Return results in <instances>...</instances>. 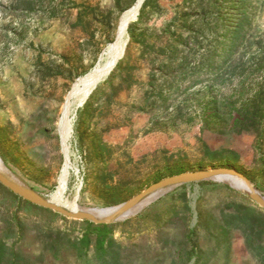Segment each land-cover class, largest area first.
I'll return each mask as SVG.
<instances>
[{
  "label": "rangeland",
  "instance_id": "374dc122",
  "mask_svg": "<svg viewBox=\"0 0 264 264\" xmlns=\"http://www.w3.org/2000/svg\"><path fill=\"white\" fill-rule=\"evenodd\" d=\"M136 1L0 0V156L48 198L66 160L62 107ZM128 35L110 76L69 117L62 199L115 207L166 177L219 167L264 196V0H144ZM235 109L252 116L233 128ZM205 181L218 184L180 185L105 223L103 258L77 248L88 220L0 187V239L21 253L17 264H264V208L226 180Z\"/></svg>",
  "mask_w": 264,
  "mask_h": 264
},
{
  "label": "bare ground",
  "instance_id": "6f19581e",
  "mask_svg": "<svg viewBox=\"0 0 264 264\" xmlns=\"http://www.w3.org/2000/svg\"><path fill=\"white\" fill-rule=\"evenodd\" d=\"M144 0H137L136 3L126 10L120 19L119 28H118V38L116 42L112 44V52L110 55H103L100 59L99 65L85 78H83L80 82H78L69 93L63 107H62V117L59 121V131L61 134L62 142H63V150L65 154V164L62 168L59 186L56 192L55 197L52 199L54 202L64 206L65 208L71 210H83L89 211L98 217L105 216L110 209L104 208H85L78 205L75 200H63L64 191L67 185L69 171H70V150L67 144V139L72 133V126L69 121L70 115H72L85 101L87 96L90 94L92 89L97 86L99 83L105 81L113 71L117 62L124 56L126 47L129 41L128 28L131 21L135 20L142 7ZM107 53V52H106ZM0 173L7 177H16L11 173L9 168L5 165L3 160L0 157ZM222 180H226L231 185L236 187L237 189L248 192L249 188L246 185V182L239 179L236 176L224 175L220 177ZM163 193V190H157L147 195L144 199H142L138 204L132 207L127 212L117 217V220L125 219L135 213H137L140 209H142L145 205H147L154 198Z\"/></svg>",
  "mask_w": 264,
  "mask_h": 264
},
{
  "label": "water",
  "instance_id": "95a60500",
  "mask_svg": "<svg viewBox=\"0 0 264 264\" xmlns=\"http://www.w3.org/2000/svg\"><path fill=\"white\" fill-rule=\"evenodd\" d=\"M111 52H112V45L107 49L106 54L110 55ZM99 62L97 66L99 65ZM224 175L236 176L239 179L245 181L247 187L249 188V191L246 192V195L252 201L256 202L260 207L264 208V196L260 194L258 191H256L250 179L245 174L235 169L227 168V167L202 169V170H197V171H186L180 174L166 177L162 180H159L151 184L146 189H144L142 192L133 196L129 200L125 201L124 203L118 206H115V207H110L109 208L110 211L101 218L89 211L71 210V209L65 208L64 206L54 202L51 198H48L45 195L38 193L31 187L20 182L18 179L7 177L3 175L2 173H0V183H2L12 192L18 194L25 200L33 204L42 206V207L52 209L67 217L74 218V219H80V220H88V221H92L95 223H111V222L117 221L118 216L130 210L132 207L138 204L142 199H144L147 195L151 194L154 191L163 190V193H164L167 190H170L172 188L178 187L183 184H188L191 182H201L205 180H217V179H221L220 177ZM194 197H196V194L194 195ZM193 205L195 206L194 203ZM104 209H108V208H104Z\"/></svg>",
  "mask_w": 264,
  "mask_h": 264
},
{
  "label": "trees",
  "instance_id": "16d2710c",
  "mask_svg": "<svg viewBox=\"0 0 264 264\" xmlns=\"http://www.w3.org/2000/svg\"><path fill=\"white\" fill-rule=\"evenodd\" d=\"M236 110V115L234 116L233 128L241 125V118L251 117V113L243 112V110ZM203 187L206 185H215L218 184L214 181H203L201 182ZM0 187L6 190L13 196H17L13 192L9 191L6 187L0 184ZM27 205L34 209L44 210L46 212L51 213L52 210L43 208L41 206L32 204L26 200H23ZM261 211H264L260 208ZM84 226L77 229L75 233L76 235V245L78 249H87L90 248L91 245L95 247V252L98 254L100 258L105 257L108 254V247L112 244V225L105 223H93L90 221H84ZM20 252L15 253L12 252L10 246L7 244L6 239H0V264H17L19 259L22 258Z\"/></svg>",
  "mask_w": 264,
  "mask_h": 264
}]
</instances>
